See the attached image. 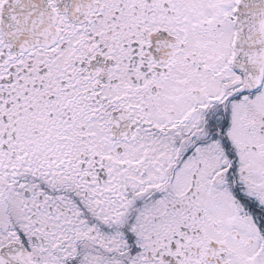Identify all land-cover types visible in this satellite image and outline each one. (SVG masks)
Instances as JSON below:
<instances>
[{"label": "snow or ice", "instance_id": "6c2138e0", "mask_svg": "<svg viewBox=\"0 0 264 264\" xmlns=\"http://www.w3.org/2000/svg\"><path fill=\"white\" fill-rule=\"evenodd\" d=\"M0 264H264V0H0Z\"/></svg>", "mask_w": 264, "mask_h": 264}]
</instances>
